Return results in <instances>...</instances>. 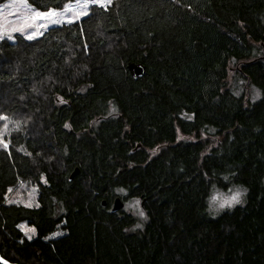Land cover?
Returning a JSON list of instances; mask_svg holds the SVG:
<instances>
[{"label": "trees", "instance_id": "trees-1", "mask_svg": "<svg viewBox=\"0 0 264 264\" xmlns=\"http://www.w3.org/2000/svg\"><path fill=\"white\" fill-rule=\"evenodd\" d=\"M0 113L21 122L11 154L0 148L9 262L264 264V0H114L35 40L16 34L0 43ZM201 135L220 140L207 151ZM21 181L39 208L6 202ZM234 182L246 202L210 214L212 186ZM116 196L142 199L143 227L111 211Z\"/></svg>", "mask_w": 264, "mask_h": 264}, {"label": "snow or ice", "instance_id": "snow-or-ice-1", "mask_svg": "<svg viewBox=\"0 0 264 264\" xmlns=\"http://www.w3.org/2000/svg\"><path fill=\"white\" fill-rule=\"evenodd\" d=\"M24 6L21 8L19 4H5L2 8H0V15H4V9H12L13 11H9L7 15L15 16V21H9L8 24L0 23V40L7 38L8 40H14L15 34H19L23 36L27 40H35L40 36L44 35L43 31L40 29L48 30L50 26H62L65 23L68 25L79 24L84 18L92 15V10L95 8L103 9L104 11H108L111 6H113V0H71V2L66 3L62 9L49 8L46 11L36 10L34 7L30 6L27 3V0H22ZM5 18H7L5 16ZM37 21H41V23L37 24ZM85 51H87V45L85 44ZM239 95V93H237ZM58 101L63 103V97H59ZM113 111H116L113 108ZM0 121H4L2 128H0V148L7 151L9 155L11 154L10 148V139H6V136H10L9 132V124L13 123L16 131H20L21 122L20 121H11L8 115L0 113ZM65 128H69L70 125L65 124ZM27 155H31V153H26ZM43 183H47V181L41 177ZM227 180V177H224ZM23 186V184L21 185ZM13 191L12 188H8L5 199L8 204H20L21 201L11 200L7 198L8 194H11ZM33 192L36 189L32 190ZM119 191L123 192V189ZM126 194V193H125ZM239 196V190L237 189L233 195L227 198L221 199V194H216L211 197L213 203L219 201L218 208H231L236 205L237 198ZM137 205L140 204V201L137 200L135 202ZM23 206L26 208H39V203H33L31 196L27 202L23 203ZM139 215L143 218H146L143 210L139 212ZM18 227L24 232V235L28 240L32 239V234L36 232L34 227L29 228L26 224L18 225ZM140 227V225H137ZM54 235H62V233H55ZM23 241H21L22 243ZM0 264H9L8 260H6L3 256H0Z\"/></svg>", "mask_w": 264, "mask_h": 264}, {"label": "rangeland", "instance_id": "rangeland-1", "mask_svg": "<svg viewBox=\"0 0 264 264\" xmlns=\"http://www.w3.org/2000/svg\"><path fill=\"white\" fill-rule=\"evenodd\" d=\"M113 1H114V0H113ZM12 3H17V4H19V6H20L21 8H23V6H24L22 0H6V1L0 3V8H2L5 4H12ZM27 3H28L30 6L34 7L33 5H31V4L28 2V0H27ZM34 8H35L36 10H38L36 7H34ZM9 11H13V10H12V9H4V15H0V23L6 25V24H8L9 21H15V19H16L15 16H9V15H7V13H8ZM5 16H6L7 18H5ZM36 23L39 24V23H41V21H37ZM51 27H53V26H50L49 28H51ZM49 28H48V29H49ZM40 31L45 32L44 29H40ZM15 35H16V34H15ZM5 39H7V38H5ZM5 39H3V40H5ZM3 40H0V43H1ZM14 40H15V38H14ZM14 40H11V41H14ZM8 117L10 118L11 121H16V120H18L16 117H10V116H8ZM201 138H202V140H204V141L208 140V142H207V144H208V145H207V151H211L212 147H213L215 144H217L218 140H220V139H217V140H216V139H213V138H208V137L203 136V135H201ZM182 139H184V140H188V139H190V140H197L198 137H197L196 134L191 135V136H189V135L187 136V135H183V134H182V135H179V140H182ZM162 149H163V146L156 147L155 149H153L152 154H153V155H154V154H157V153H159ZM22 184H23V186H21ZM240 187H246V186H244V185H242V184H240V183H236V182H234V183H229V184H228L227 186H225V187H222V186H220V185H218V184H214V185L212 186L211 190H210V193H209V196H208V200H207L208 211L210 212V214L215 215V216H218L220 213H222V212H224V211H226V210L232 209V208H234V207H236V206H238V205H241V204L245 203V202H246L247 194H246L245 196L242 197V201H243V202H242L241 204H236L235 206H233V207H231V208H227V207H226V208H224V209H220V211L217 213L216 209L218 208L219 201H217L216 203H213V201L211 200V197H212L213 195L218 194V193L221 194V199H223V198H227V197H230V196L233 195L234 192H235L238 188H240ZM12 189H13L12 193L7 195V198H8V199L21 201L20 204H23L24 202H27V201L29 200V197L31 196L33 203H34V204H35V203H38L39 189H38V187H37L35 184H33V183H31V182H28V181H27V182H25V181H21V182H19L16 186L12 187ZM33 189H36V191L33 192V191H32ZM137 200L140 201V204H139V205H137V204L135 203ZM6 202H7V200H6ZM123 209H124L126 212L131 213L132 215H134V216L137 218L138 221H137V223L135 224V227H134V228H140V227H143V224L146 222V221H145L146 218L141 217V216L139 215V212H140L141 210H143V212L145 213V216H146V217H147V214H146V211H145V209H144V207H143V201H142L141 198H135V197L131 198L130 196L127 197L126 200H125V205H124V208H123ZM147 218H148V217H147ZM21 224H26L29 228L34 227V226L28 224L27 221H24V222L20 223L19 225H21ZM137 225H140V227H137ZM34 228H35V227H34ZM55 233H62V234H64V230H62L61 228H59ZM55 233H53L50 237L54 238V237H58V236H60V235H58V236H57V235H54ZM36 234H37L36 232H35L34 234H32V238L35 237ZM0 256H1V255H0ZM8 262H9V261H8ZM9 264H16V263H11V262H9Z\"/></svg>", "mask_w": 264, "mask_h": 264}, {"label": "water", "instance_id": "water-1", "mask_svg": "<svg viewBox=\"0 0 264 264\" xmlns=\"http://www.w3.org/2000/svg\"><path fill=\"white\" fill-rule=\"evenodd\" d=\"M78 172H79V168H76L71 174L70 178L72 179ZM104 204H106V201H104ZM124 205H125V201L120 196H116L114 198L111 211L115 213L119 212L124 208Z\"/></svg>", "mask_w": 264, "mask_h": 264}, {"label": "clouds", "instance_id": "clouds-1", "mask_svg": "<svg viewBox=\"0 0 264 264\" xmlns=\"http://www.w3.org/2000/svg\"><path fill=\"white\" fill-rule=\"evenodd\" d=\"M239 190V196L237 198V202L236 204H241L243 201H242V197L245 196L248 192V189L246 187H240L238 188ZM235 206V205H234ZM217 213L220 211L219 208L216 209Z\"/></svg>", "mask_w": 264, "mask_h": 264}]
</instances>
